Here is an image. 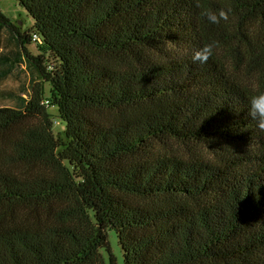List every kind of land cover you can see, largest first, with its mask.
I'll return each instance as SVG.
<instances>
[{"label": "trees", "instance_id": "obj_1", "mask_svg": "<svg viewBox=\"0 0 264 264\" xmlns=\"http://www.w3.org/2000/svg\"><path fill=\"white\" fill-rule=\"evenodd\" d=\"M15 1L33 26L0 11V84L17 82L0 88V264H116L109 231L122 264H264V133L247 117L264 0H198L231 8L219 24L197 0Z\"/></svg>", "mask_w": 264, "mask_h": 264}, {"label": "rangeland", "instance_id": "obj_2", "mask_svg": "<svg viewBox=\"0 0 264 264\" xmlns=\"http://www.w3.org/2000/svg\"><path fill=\"white\" fill-rule=\"evenodd\" d=\"M0 11L5 17H7L10 20V23L12 25H14L19 29L21 33H26L33 26V21L31 17L27 15L25 10L15 0H0ZM260 31H262L261 27H260ZM0 40H1V49L4 52L15 49L14 43L10 40V37L6 33H3L1 35ZM27 47L33 54H37V45L35 43H31ZM16 85L17 82L15 81V79L9 78L8 80L0 84V88L8 89V88H13ZM48 91H49V86L45 85L46 95ZM0 106H12V103L9 101H2L0 102ZM50 112L55 114L56 109L51 108ZM55 126H56L55 127L56 132L64 128L63 124H61L59 121L56 122ZM175 147H176L175 150H177V152L183 155H187V153H191V152L192 153L197 152V149L193 145L183 146L181 144L180 145L177 144L175 145ZM108 241L111 248V253L116 259V264H122V254L120 251V247L118 246L117 238L114 231L108 232ZM105 259L107 263V257H105Z\"/></svg>", "mask_w": 264, "mask_h": 264}, {"label": "clouds", "instance_id": "obj_3", "mask_svg": "<svg viewBox=\"0 0 264 264\" xmlns=\"http://www.w3.org/2000/svg\"><path fill=\"white\" fill-rule=\"evenodd\" d=\"M196 7L200 9L199 15L209 24H219L221 21H228L231 13L230 7H221L213 9L202 6L198 0ZM218 47L217 41L203 44L199 48L192 50V60L198 63H207L214 55L215 49ZM247 117L255 123L256 129L264 133V90H257L251 95L247 102Z\"/></svg>", "mask_w": 264, "mask_h": 264}, {"label": "built area", "instance_id": "obj_4", "mask_svg": "<svg viewBox=\"0 0 264 264\" xmlns=\"http://www.w3.org/2000/svg\"><path fill=\"white\" fill-rule=\"evenodd\" d=\"M32 41H33L34 43H38V44H40V38H39L37 35H33V36H32ZM45 103H47V102H45Z\"/></svg>", "mask_w": 264, "mask_h": 264}]
</instances>
